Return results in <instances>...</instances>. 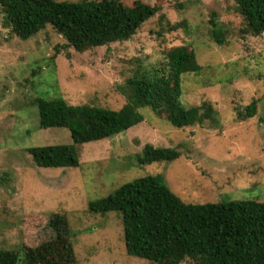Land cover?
I'll list each match as a JSON object with an SVG mask.
<instances>
[{
	"label": "rangeland",
	"instance_id": "rangeland-1",
	"mask_svg": "<svg viewBox=\"0 0 264 264\" xmlns=\"http://www.w3.org/2000/svg\"><path fill=\"white\" fill-rule=\"evenodd\" d=\"M130 5L133 0H122ZM161 9L128 40L76 51L49 24L21 39L0 13V250L19 251L42 236L38 216L64 214L75 264H158L128 255L120 215L88 211V203L136 177L160 174L182 200H264V33L243 31L234 0H143ZM214 20L223 44L212 37ZM180 26L171 30L170 24ZM194 50L198 74L182 76L186 107L209 101L217 122L176 128L164 115L140 108L143 120L113 137L77 145V167H40L27 148L71 144L65 127L41 128L34 99L62 97L72 105L119 109L135 68L159 65L166 50ZM257 100L254 116L236 118ZM150 143L177 147L171 161L138 164ZM24 222L32 229H24ZM26 236V237H24ZM42 236V237H41Z\"/></svg>",
	"mask_w": 264,
	"mask_h": 264
},
{
	"label": "trees",
	"instance_id": "trees-1",
	"mask_svg": "<svg viewBox=\"0 0 264 264\" xmlns=\"http://www.w3.org/2000/svg\"><path fill=\"white\" fill-rule=\"evenodd\" d=\"M244 26L251 35L264 33V0H234ZM161 9L158 3L133 0H0L4 27L27 39L47 24L76 51L128 40L137 29ZM212 37L223 44L224 31L214 20ZM180 26L175 22L169 28ZM194 50L185 45L169 48L157 66L135 68L122 88L125 104L119 109L97 105L67 103L62 97H36L38 125L65 127L71 144L41 145L27 148L40 167H77V145L113 137L143 120L140 108H149L174 127L183 128L205 121L217 122L209 101L186 107L182 100V76L198 74ZM257 100L236 118L245 120L256 114ZM177 147H155L146 143L134 155L138 164L171 161L178 158ZM88 211L117 212L122 221L126 253L158 264H264V200H222L192 203L182 200L165 183L162 175L136 177L104 197L88 203ZM45 222L42 236L19 251L0 250V264H75L67 217L58 212L38 216ZM24 229H32L24 222ZM41 236V237H42ZM26 237V236H24Z\"/></svg>",
	"mask_w": 264,
	"mask_h": 264
}]
</instances>
